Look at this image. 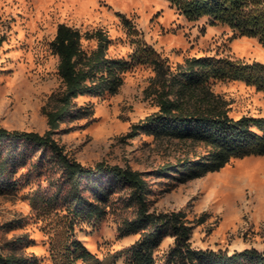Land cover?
Returning <instances> with one entry per match:
<instances>
[{
  "label": "rangeland",
  "instance_id": "rangeland-1",
  "mask_svg": "<svg viewBox=\"0 0 264 264\" xmlns=\"http://www.w3.org/2000/svg\"><path fill=\"white\" fill-rule=\"evenodd\" d=\"M60 24L82 34L102 29L111 40L108 57L128 62L142 45L173 69L189 57L200 56L264 64V48L257 38L241 36L227 24H211L206 16L189 20L166 0H0L1 127L39 134L48 130L46 111L54 108L64 87L58 75L59 58L50 47ZM129 28L135 32L130 34ZM96 45L95 39H82L86 51ZM154 77L151 65L132 63L117 94L76 98L75 104L90 106L92 115L65 121L54 139L86 167L105 162L149 174L184 158L196 159L205 149L192 142L144 133L128 137L133 124L158 110L147 94ZM210 88L226 102L230 117H264V92L255 86L223 78L211 81ZM43 152L29 151L25 165L12 177L16 189L0 194V252L34 256L36 264H60L71 230L101 262L127 264L124 258L115 259L138 239L117 235L121 219L132 216L122 208L127 192L119 190L112 198L119 207L116 212L101 221L76 222L70 229L65 217L67 186L50 154ZM176 178L174 173L147 176L152 190L148 199L157 212L186 213L193 227V248L264 251V156L232 159L199 179ZM173 241L170 237L163 241L155 253L158 262Z\"/></svg>",
  "mask_w": 264,
  "mask_h": 264
},
{
  "label": "trees",
  "instance_id": "trees-1",
  "mask_svg": "<svg viewBox=\"0 0 264 264\" xmlns=\"http://www.w3.org/2000/svg\"><path fill=\"white\" fill-rule=\"evenodd\" d=\"M166 1L189 20L206 16L211 24H227L241 36L257 38L264 48V0ZM121 17L129 27L128 20ZM130 30V34L135 32ZM83 38L95 39V49L84 50ZM110 43L102 29L82 34L76 28L58 25L50 47L59 58L58 75L63 90L56 95L54 108L46 111L48 130L44 134L0 126V194L16 189L12 177L25 165L26 154L41 148L44 155L45 152L50 154L67 186L65 217L70 229L76 222L101 221L116 212L119 207L112 198L119 190L127 192L122 208L131 211L132 216L121 219L117 235L119 239L130 236H138V239L120 250L115 259L124 258L127 264H264V251L256 248L231 253L193 248V227L186 213L152 209V201L148 199L151 184L146 180L149 175L167 177L168 173H174L178 175L176 179L186 182L216 172L232 159L264 156V117H230L226 102L210 88L211 81L228 78L264 92V64L200 56L189 57L173 69L166 59L142 45H137L131 62L108 57ZM132 63L153 67L155 77L147 94L158 110L133 124L128 137L144 133L155 138L192 142L203 146L204 154L194 160L184 158L175 165H164L147 174L105 162L86 167L64 152L53 137L60 131V125L92 115L90 106H77L74 100L81 96L117 94L123 85V73ZM68 236L60 264H105L74 238L71 230ZM168 237L173 238V245L158 262L155 253ZM0 264H36V258L0 252Z\"/></svg>",
  "mask_w": 264,
  "mask_h": 264
}]
</instances>
